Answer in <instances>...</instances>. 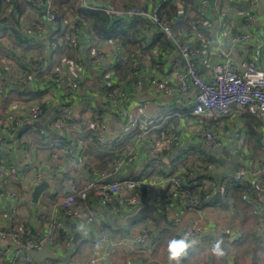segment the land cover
Segmentation results:
<instances>
[{
    "label": "built area",
    "instance_id": "obj_1",
    "mask_svg": "<svg viewBox=\"0 0 264 264\" xmlns=\"http://www.w3.org/2000/svg\"><path fill=\"white\" fill-rule=\"evenodd\" d=\"M78 1L84 8L124 18L127 24L146 18L153 29L138 31L133 39L134 49L129 52L130 45L124 39L101 40L91 32L90 25L75 8L61 2L0 0V176L4 178L5 196L13 200L11 228L8 231L0 228V241L9 238L18 247L17 258L28 263L34 261L29 251L55 246L54 230L60 224L54 218V212L61 210L65 217L85 225H96L97 217L88 202L90 195L98 198L104 210L109 208L116 215H126L143 206L145 192L161 188L167 192L170 201L168 216L173 225L181 228L188 238L203 235L195 225L186 227L181 214L201 206L207 181L188 185L186 170L154 172L142 177L123 176L140 157L138 143L142 142L149 150L150 158L154 159L164 149H171L174 141L179 139L173 132L159 135L167 125L166 115L159 111L150 114L147 104L132 102L131 98L128 107L131 106L132 112L118 139L119 143L130 140V145L124 149H115L117 138L109 132L106 111L85 110L82 118L80 116L82 125L74 124L76 102H80L82 95L85 58L109 89L108 104L118 115L125 116L124 104L140 88L134 77L136 72L132 71H139L143 65L152 68L154 60L164 59L171 63L173 74L169 78L152 75L148 79V90L166 96L193 92L191 117L186 115L185 120L192 138L202 140L211 151L223 150L227 141L234 143L237 151H243L246 136L241 130L226 136L207 122L228 117L235 111L241 116L254 113L263 127L260 144L264 148V66L260 65L264 59V22L259 25L258 15L259 11L264 13V0H246L247 7L237 0H154L152 11L138 6L115 10L92 5L89 0ZM165 4H175L180 9L178 14L184 16L183 26L177 31L158 14ZM213 8L218 12V41L212 37ZM10 22L18 24L19 33L26 41L24 44L14 42V26ZM23 22L20 28L19 24ZM256 27H260V32ZM156 32L162 34L165 44L154 42ZM37 40L43 41L44 50L33 46ZM246 48L253 50L239 58L236 50L246 51ZM67 51L72 55H66ZM118 62L129 66L131 76L126 80L118 79L115 69ZM116 80H119L117 84ZM56 91L61 92V99L54 95ZM43 119L54 134L41 136L38 146L41 150L51 149L54 157L62 158L64 154L57 133L69 130L91 136L98 149L115 155L108 170L87 169L90 174L82 182L71 173L66 176V188L46 189L36 204L32 192L35 186L44 182V172L66 171L64 163L51 165L35 160V144L23 140L25 133L19 135L26 130L27 124L33 126ZM13 138L24 145L20 149L25 158L21 178L16 177L18 170L11 160ZM83 142V147L90 145L88 141ZM198 167L211 169L213 164L206 161ZM250 169L241 167L233 181L244 184L251 177L264 173V165L253 172ZM258 194L261 198V193ZM49 196H53L54 201L45 206L41 202ZM27 203L35 204L38 221L46 228L43 239L36 238L28 226ZM263 209L259 205L258 213L264 212ZM147 238L146 234H139L135 241L142 243ZM80 264H105V260L96 254Z\"/></svg>",
    "mask_w": 264,
    "mask_h": 264
},
{
    "label": "crops",
    "instance_id": "obj_2",
    "mask_svg": "<svg viewBox=\"0 0 264 264\" xmlns=\"http://www.w3.org/2000/svg\"><path fill=\"white\" fill-rule=\"evenodd\" d=\"M90 1L95 6L102 8L128 9L124 8L127 2H124L121 8L113 7L119 0H107L105 4L99 3L101 0ZM237 1L244 7L249 6L246 0ZM61 4L66 5L67 3L61 2ZM135 6L147 7L145 10L152 11L154 0H138ZM69 7L77 9L71 4ZM19 9H21V6H19ZM212 14L214 21L212 37L215 41H218L219 29L216 30L218 12L216 8L212 9ZM258 15L261 20L259 25H262L264 13L259 11ZM24 23L19 24L20 28ZM147 29L153 28L151 26ZM255 29L260 32V27ZM158 36L163 37L161 33L156 32L153 35L155 43H161L156 42ZM33 46L40 50L45 49L41 40H37ZM130 49H134V44L130 46ZM252 50L253 48H246V51L237 49V56L242 58ZM81 55H84V52ZM260 65L264 66V59H261ZM172 74L171 63L164 59L154 60L152 68L143 65L135 76L140 88L134 95L129 96L124 104L127 110L125 116L122 117L108 104L109 89L105 87L104 83L103 86L94 87L90 81L91 77H94L99 85H101V82L98 81L94 69L85 66L81 83L82 95L79 98L80 102H76L77 113L74 124L82 125L80 116L82 118L85 110L106 111L109 132L117 138L118 149H124V146L130 145V140L127 139L123 143H119L118 139L121 133L124 132L132 112L131 106L128 107L131 98L132 102L147 104L150 114L159 111L166 115L168 126H171L179 134L178 146L163 156L151 159L146 146L142 142L138 143L140 157L135 164L123 173V176L139 177L154 172L158 173V171L161 174L168 170L172 172L186 170L185 182L188 185L207 181L205 195L208 204L197 209H187L181 214L186 227L195 225L203 232V235L198 238L186 237L182 229L174 226L170 221L168 207L165 208L164 212L159 213V219L149 215L142 221L129 223L127 219L140 208L126 215H116L109 208L104 210L100 206L98 198L95 197L96 199H93L94 203L91 205L97 217L96 225H85L77 219L65 217L61 210L56 211L53 216L60 226L54 230L55 246L43 249L46 251V255L41 260L33 257L34 261L28 263L18 259L16 252L18 247L7 238L0 241V264H80L96 254L104 257L105 264H264V212L258 213L259 205L264 208V173L246 180V183H251L254 196L248 193L237 195L239 192L235 189L236 186L232 184L234 183L233 176L241 167L251 168L249 171L253 172V169L264 165V148L258 143L263 136L262 124L256 115L248 113L241 116L236 111L228 117L209 120L207 122L209 126L221 130L226 136H230L235 130H241L246 136V146L243 151H237L236 145L228 141L221 151L209 150L202 140L192 138L188 134L185 120L187 116L191 117L189 111L193 98L192 91L185 95L173 94L166 96L162 94L155 95L148 90V79L152 75H159V78H169ZM118 79L124 80L119 76ZM118 81L116 80V84ZM33 86L37 85L34 84ZM54 95L61 99V92L56 91ZM45 120H40L33 126L27 124L26 130L20 132L19 135L21 137L25 133L23 140L35 144L36 149L33 152L35 160L40 159L51 165L59 162L64 163L65 173L62 170H57L55 174L48 171L44 172L43 180L48 182L50 188L48 190L66 188L65 179L71 173L82 182L90 174L87 169L92 168L103 171L110 168L109 155H112V153L98 149L91 136L73 133L71 130L57 133L61 148L64 149L62 158L54 157L51 149L41 150L38 146L39 138L54 134L45 124ZM175 121L178 122L177 125H175ZM83 141H88L90 145L83 147ZM198 144L201 145V148H197ZM23 146L13 138V157L11 160L18 170L17 178L24 175L25 158L24 155L20 158L18 154L19 149ZM206 161L211 162L213 168L198 167L199 163ZM229 183L231 185H228ZM228 188L231 190L230 195L227 193ZM163 191L161 188H156L152 192H145L144 200L152 206L160 201L164 195L163 193H165ZM217 191L222 192L223 201L219 203H216L217 201L209 202ZM258 193H261V198ZM53 201L54 197L49 196L41 203L49 206ZM34 205L28 203L26 205L29 214V217H27L28 226L32 229L36 238L43 239L46 228L44 224L38 221ZM12 207L13 200L5 196L4 178L0 176V228L7 231L11 228L10 210ZM139 234H146L148 236L147 240L142 243L135 241ZM173 240H183L187 244L186 250L176 260L169 259V244ZM73 244H75L74 248ZM217 245L223 253L222 255L216 253Z\"/></svg>",
    "mask_w": 264,
    "mask_h": 264
},
{
    "label": "trees",
    "instance_id": "obj_3",
    "mask_svg": "<svg viewBox=\"0 0 264 264\" xmlns=\"http://www.w3.org/2000/svg\"><path fill=\"white\" fill-rule=\"evenodd\" d=\"M128 2L125 3V7L124 8H129L130 5H135V3L133 4L131 1L127 0ZM56 2H66L67 6L69 7V5L71 4L72 6L77 7V12L79 13V15L90 25L91 27V32H93V34L96 37H99L101 40H106V39H113V38H117L120 37L122 39H124L130 46H132L133 44V39L134 36L136 35V33L140 30H147V28H150L151 25L149 24L148 20L146 18L144 19H135L132 21L131 24H127L124 18H120V17H114L112 15L100 12V11H95L92 9H87L84 8L82 6V4L78 1V0H56ZM184 10L186 8V6L184 5ZM73 8V7H71ZM143 9H147V7H144ZM179 7L176 6L175 4H165L162 7V10L158 11V14L160 17L167 19L173 26L175 31H177L178 29H180L183 26V15H179L178 11H179ZM15 12L16 9L14 10V12L12 13V18H14L15 16ZM5 22V21H4ZM11 24H13L14 28H12L13 31V38L15 40V42L17 44H24L26 41L23 40V38L21 37L20 33H19V27L17 23H13L10 22ZM156 42H161L162 44H165L166 41L164 40L163 37L158 36V38H156ZM130 46L127 48L128 51H132L133 49H130ZM115 69L117 72V75L121 78L126 80L127 77L131 76V73L129 71V66L123 62H118L115 65ZM95 74L97 75L98 81L101 82V85L98 84L97 80L94 79V77L90 78V81L92 82L93 86H103V80L102 77L97 73V71H95ZM127 72V73H126ZM133 73L137 72V71H132ZM136 76V74H134V77ZM9 86V85H7ZM29 92V91H28ZM254 114V113H253ZM256 115V114H254ZM257 116V115H256ZM258 117V116H257ZM178 122L175 121V125H177ZM174 125V124H171ZM176 133L177 137H179V134L176 132V130L173 128H171V126H168V124L166 125V127L162 130V132H159V135H163V134H170V133ZM180 140H175L171 149H173L174 147L178 146ZM261 140L258 141V143H260ZM115 149H118V147H115ZM171 149H164L162 152H160L158 154V156H163L165 153H169L171 152ZM115 153H112V155L110 156V163H112V159L114 158ZM111 167V165H110ZM159 173V171H158ZM142 177V176H139ZM234 182V181H233ZM246 183V182H245ZM234 184L236 186V190L237 195L238 194H251L252 196H254V190L252 188V185L250 182H247L246 184ZM228 185H231V183H229ZM230 189H227V193L230 195ZM164 195L161 197L160 201L156 202L154 205L150 206L149 204V213L146 216V218L149 215L154 216L156 219H159L158 215L159 213L164 212L165 208L167 207L168 203V195L167 192L163 193ZM250 195V197H251ZM226 198V197H225ZM96 199L94 197V195H90L88 196V202L90 204L94 203V200ZM93 200V201H92ZM147 202V201H146ZM220 201H217L216 203H219ZM148 203V202H147ZM207 196L205 195V193H202L201 196V206L202 205H207ZM108 227V226H107ZM63 236V235H62Z\"/></svg>",
    "mask_w": 264,
    "mask_h": 264
},
{
    "label": "water",
    "instance_id": "obj_4",
    "mask_svg": "<svg viewBox=\"0 0 264 264\" xmlns=\"http://www.w3.org/2000/svg\"><path fill=\"white\" fill-rule=\"evenodd\" d=\"M84 63L86 67H90V63L88 58L84 59ZM197 148H201V145L198 144ZM18 154L20 156V158L22 157L23 153L22 151L19 149ZM46 189H49V184L48 182L44 181L43 183L35 186L33 192H32V198H33V202L34 203H38L39 202V198L42 194L43 191H45ZM216 201H223V196H222V192L221 191H217L209 200V202H216ZM149 212V205L146 201H144L143 206L132 216H130L127 219V222L129 223H133V222H138V221H142L145 219L147 213ZM11 216V213H10ZM73 244V248H74ZM28 254L34 258H36L37 260H41L44 255H46V251L45 250H41V251H36V250H31L28 252Z\"/></svg>",
    "mask_w": 264,
    "mask_h": 264
},
{
    "label": "clouds",
    "instance_id": "obj_5",
    "mask_svg": "<svg viewBox=\"0 0 264 264\" xmlns=\"http://www.w3.org/2000/svg\"><path fill=\"white\" fill-rule=\"evenodd\" d=\"M187 248V244L183 240H173L169 244V259L176 260ZM216 253L218 255H222L223 253L220 251L219 246L217 245Z\"/></svg>",
    "mask_w": 264,
    "mask_h": 264
},
{
    "label": "rangeland",
    "instance_id": "obj_6",
    "mask_svg": "<svg viewBox=\"0 0 264 264\" xmlns=\"http://www.w3.org/2000/svg\"><path fill=\"white\" fill-rule=\"evenodd\" d=\"M90 1V0H89ZM106 1L107 0H101L99 3H103V4H105L106 3ZM129 1H131L133 4L135 3V4H137L138 3V0H129ZM124 2H128L127 0H119V1H117L116 2V4L115 5H113V7H115V8H121L123 5H124ZM90 3L92 4V5H94L91 1H90ZM123 4V5H122ZM133 6H135V5H130V7H133ZM17 46H22V45H17ZM66 55H72V53L70 52V51H67L66 52ZM94 89H93V86H92V91H93ZM202 182H204V181H202Z\"/></svg>",
    "mask_w": 264,
    "mask_h": 264
}]
</instances>
